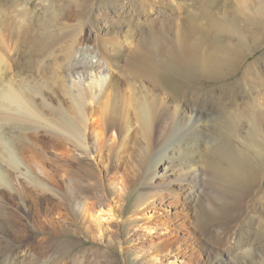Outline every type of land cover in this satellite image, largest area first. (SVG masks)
Here are the masks:
<instances>
[{
	"label": "rangeland",
	"instance_id": "rangeland-1",
	"mask_svg": "<svg viewBox=\"0 0 264 264\" xmlns=\"http://www.w3.org/2000/svg\"><path fill=\"white\" fill-rule=\"evenodd\" d=\"M38 1L0 0V38L13 36L20 19L33 15L36 34L67 43L69 32L54 19V10L65 12L67 23H80L98 33V41L120 49L115 75L121 90L127 89L126 73L133 65L156 72V79L142 77L159 87L156 151L165 146L175 118L197 123L204 131L199 153L191 160L196 169L190 198L178 182L170 185L175 178L168 169L174 164L159 162L151 181L136 176L131 155L114 159L110 151L118 147L121 130L106 127L101 132L98 118H90L89 153L79 155L67 145L68 162L45 163L61 184L65 217L58 215L62 202L57 198L27 191L19 202L14 192L4 191V242L14 245L24 238L14 222L18 213L30 231L27 242L36 248L32 253L42 252L43 238L76 236L78 244L65 254L50 251L48 264H77L85 257L90 258L87 264H264V0ZM96 46L85 43L76 59L95 64L91 52ZM178 56L190 61L187 67L166 65ZM169 80L179 87L170 89ZM99 81L88 76L82 89L98 92ZM173 101L183 105L178 115ZM225 154L237 157L238 164H228ZM17 174L10 172V179L22 183ZM108 208L114 219L106 215ZM235 217L222 239L220 223ZM209 221L216 223L213 233L206 226ZM25 259L10 256L9 264H24Z\"/></svg>",
	"mask_w": 264,
	"mask_h": 264
},
{
	"label": "bare ground",
	"instance_id": "bare-ground-1",
	"mask_svg": "<svg viewBox=\"0 0 264 264\" xmlns=\"http://www.w3.org/2000/svg\"><path fill=\"white\" fill-rule=\"evenodd\" d=\"M54 11L56 26L69 32V42L41 38L31 23L33 15L20 19L21 25L18 22L19 28L14 29L13 36L0 38V207L6 205L3 204L4 191L14 192L19 202L26 197L27 191L47 194L62 202L61 184L55 180L52 167H46L45 163L68 162L67 151L64 150L67 145L79 155H87L93 137L89 121L95 116L101 132L106 127L122 132L118 147L110 151L114 159L131 155L139 171L136 176L141 179L147 176L151 181L159 162L164 160L174 164L168 169L174 171L169 176L175 178L170 180V185L178 182L181 190L188 192L191 198L194 187L191 174L196 169L191 160L194 152L199 153L203 127L194 122L185 124L183 119L179 121L175 118L163 144L165 146L156 151L153 137L162 113L158 104L159 87L142 78L156 79V72L149 66L133 65L132 70L126 73L127 89L121 90L115 75L119 68L120 49L98 41V33L87 31L80 23H67L65 12ZM70 30L75 31L70 33ZM89 41L97 43L91 52L97 58L95 64L76 59L80 48ZM140 55L143 56L141 52ZM178 57V61L169 60L166 65L174 63L187 67L190 61L185 56ZM91 75L99 78L102 87L98 92L85 93L81 85ZM174 81L167 82L170 89L179 87L180 84ZM165 103L162 102L161 106ZM171 103L174 104L175 114H180L183 105L177 101ZM233 134L237 136V132ZM94 138L99 147L101 141L97 133ZM189 140H193L192 145L188 144ZM224 159L228 164L239 160L231 154H225ZM35 165L39 167L38 171ZM12 171L23 177L22 183L10 179ZM61 205H58L57 212L65 217V202ZM107 210L106 215L112 219V209ZM13 217L24 238L11 245L9 241L4 242V236L0 235V259H5L3 264H9L10 256L18 255L28 258L24 264H48L50 251L54 249L65 254L78 244L74 234L62 233L57 241L43 238L42 252L32 253L36 248L27 242L30 231L26 229L23 215L17 213ZM235 222L236 217L220 223L222 239L228 236ZM215 224L212 221L206 224L210 233H213ZM98 227L102 228L100 224ZM88 261L90 258L85 257L77 264H87Z\"/></svg>",
	"mask_w": 264,
	"mask_h": 264
}]
</instances>
